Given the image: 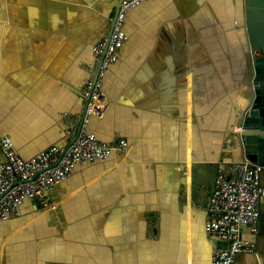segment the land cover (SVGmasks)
I'll use <instances>...</instances> for the list:
<instances>
[{"label":"crops","instance_id":"crops-1","mask_svg":"<svg viewBox=\"0 0 264 264\" xmlns=\"http://www.w3.org/2000/svg\"><path fill=\"white\" fill-rule=\"evenodd\" d=\"M118 2L0 0V135L22 159L80 128L79 90ZM125 32L89 131L129 154L78 165L54 191L56 213L26 201L0 222V264H211L209 198L218 171L243 161L235 129L253 97L244 0H152ZM244 238L258 255L236 264L264 263V199L259 234Z\"/></svg>","mask_w":264,"mask_h":264},{"label":"built area","instance_id":"built-area-1","mask_svg":"<svg viewBox=\"0 0 264 264\" xmlns=\"http://www.w3.org/2000/svg\"><path fill=\"white\" fill-rule=\"evenodd\" d=\"M149 1L152 0H123L113 19L112 34L94 46L96 72L79 90L85 106L82 124L78 130L65 129V143L24 160L17 154L11 137L0 135V222L19 217L26 201H37L44 212L56 213L54 191L69 180L78 165L129 154L128 142H101L89 131V125L93 117H102L108 106L104 79L111 66L118 63L129 41L125 32L126 18ZM235 131L242 132V129ZM263 176L264 168L248 161L234 163L227 171H218L205 223L206 236L219 244L212 250L211 264H236L241 254L258 255L257 241L244 238V228H249L254 236L259 234ZM257 264L264 263L258 261Z\"/></svg>","mask_w":264,"mask_h":264},{"label":"water","instance_id":"water-1","mask_svg":"<svg viewBox=\"0 0 264 264\" xmlns=\"http://www.w3.org/2000/svg\"><path fill=\"white\" fill-rule=\"evenodd\" d=\"M122 1L119 0L116 6L115 18ZM87 2L93 3V0ZM244 5L245 27L252 60L253 97L248 114L240 124L242 132L236 133V137L243 154V161L240 163L248 161L264 168V0H244ZM114 22L115 20L109 35L113 32ZM258 50H262L261 58L254 56Z\"/></svg>","mask_w":264,"mask_h":264},{"label":"bare ground","instance_id":"bare-ground-1","mask_svg":"<svg viewBox=\"0 0 264 264\" xmlns=\"http://www.w3.org/2000/svg\"><path fill=\"white\" fill-rule=\"evenodd\" d=\"M257 57L261 58L262 57V50H258L256 53Z\"/></svg>","mask_w":264,"mask_h":264},{"label":"rangeland","instance_id":"rangeland-1","mask_svg":"<svg viewBox=\"0 0 264 264\" xmlns=\"http://www.w3.org/2000/svg\"><path fill=\"white\" fill-rule=\"evenodd\" d=\"M263 185H264V178H263ZM54 214V213H53Z\"/></svg>","mask_w":264,"mask_h":264}]
</instances>
